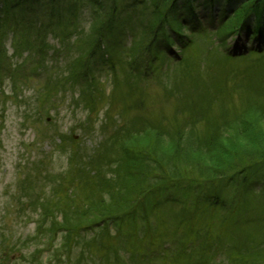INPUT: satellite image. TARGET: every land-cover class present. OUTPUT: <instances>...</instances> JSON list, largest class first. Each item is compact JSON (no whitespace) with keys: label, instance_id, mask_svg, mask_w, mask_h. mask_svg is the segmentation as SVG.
Segmentation results:
<instances>
[{"label":"rangeland","instance_id":"obj_1","mask_svg":"<svg viewBox=\"0 0 264 264\" xmlns=\"http://www.w3.org/2000/svg\"><path fill=\"white\" fill-rule=\"evenodd\" d=\"M212 36L213 34L208 33L195 34L192 44L183 49L179 62L174 60L176 64H172L163 58V63L160 61L153 64L152 72L149 69L143 70L146 78L140 81V77V82L130 77L129 70L124 65L125 50H121L119 46L118 52L111 55L115 63V87L112 86L111 74L107 80L102 70L94 73V85L91 82L89 87L82 79H78L81 74L76 48L72 55L75 59L74 72L69 75L70 78L78 79V83H74L67 73L65 78L67 83L83 87H75L78 95L81 91L84 94L77 99V106L69 94L66 98L57 99L43 93L41 90L44 89V74H32L29 78L26 77L25 85L21 82L20 86L18 79L22 76L16 77L14 89L17 87V98L13 97L10 90L13 83L7 76L5 75L3 81L0 80L1 92L5 93L6 100L5 103H0V110L3 111L0 112V264H88L86 259L90 254L82 253L79 248L67 250L64 246V235L67 234L59 229L65 219L64 211L70 209V202H78V198H83L82 192H74V186L77 187V181L85 179L86 174L83 172L76 179L75 169L72 174L67 173L68 157L62 152L70 153V150H66V141H69L70 136L77 141V146L84 145L82 151L88 153L98 143L99 148L102 146L100 130L110 120L120 119L123 126L129 125L128 119L136 120L133 123L134 130H140L144 126L162 129L165 122L185 124V135L194 133L203 138L201 144L191 147L195 149V153L211 148L210 140L213 138L216 141L221 136L219 132L237 123L240 115L241 118L258 116L264 120V57L230 56L224 53L222 46L219 47L225 38L230 37V33L227 35L222 30L216 39ZM116 42L119 43L117 40ZM123 42H126L125 45ZM128 42V37L124 38L120 45L129 46ZM245 42L240 37L230 43V48L235 53L240 52ZM49 45L55 50H62L56 42L51 41ZM173 51L176 55H181L178 49L173 48ZM10 54L9 50L8 55ZM99 67L103 69L101 63ZM14 71L15 74L18 72L15 69ZM0 76L3 77L2 74ZM98 78L101 79L100 82ZM132 86L137 91L130 92ZM209 99L212 101H208ZM37 107L42 112L39 120L35 113ZM181 110L185 115L189 113L193 116L196 122L192 127L188 126L190 120L181 115ZM262 120L260 123L264 125ZM194 138L196 137L188 139L191 141ZM179 142L181 145L184 140ZM247 144L250 146V143ZM262 145L263 137L255 140V147L247 149L249 156L253 152L254 158L262 160ZM113 150L107 149L111 154ZM107 159H102L103 166ZM244 161L243 158L238 159L236 165H242ZM214 164L227 169L229 173L234 162L221 160ZM212 167L210 165V170H213ZM108 169L110 165L104 167V170ZM210 170L203 168L198 171L197 176L200 178L204 174L209 175ZM236 178L241 179L239 175ZM69 180L72 181V186L67 182ZM202 184L204 183L189 189V184L170 187L154 196L152 201L159 205L154 209V214L149 216L150 228L139 220L135 221L139 234L148 228V234L155 235L164 242L163 247H167L176 237L180 239L184 225L177 228L174 217L183 209L196 207L194 200H200L207 191ZM229 187L224 188V192L229 193ZM224 197L228 202V198ZM248 200L250 202L246 201L245 207L239 208L238 219L248 216L249 211L254 216L257 211L255 207H259L264 214V195L253 193ZM225 212L216 213L220 216L213 219L215 228ZM122 226V230L129 228L126 235L124 232L127 240L124 243L127 251L124 253L126 256H123L124 261L128 264H139L134 257L129 256L130 246L135 244L131 236L134 233L133 225L123 222ZM75 239L81 244V237ZM166 260L161 258L157 263L165 264ZM93 264L99 263L95 260Z\"/></svg>","mask_w":264,"mask_h":264},{"label":"trees","instance_id":"obj_2","mask_svg":"<svg viewBox=\"0 0 264 264\" xmlns=\"http://www.w3.org/2000/svg\"><path fill=\"white\" fill-rule=\"evenodd\" d=\"M193 1L0 0V74L9 71L14 73L12 65L15 64H19L17 71L31 64L46 72V57L36 58L40 59L38 65L34 53L29 51L38 47L45 48L48 36L59 39L61 45L65 43L69 48H74L78 41H84L92 54L101 47L103 39H108L115 30L114 33L118 30L121 33L129 32L139 39L143 32L142 39L140 42L138 39L132 50L141 55L148 44L150 46L154 43L156 34L161 33L160 41L180 43L183 52L192 44L193 36L201 31H197L200 24L209 29L204 31L211 33L213 31L210 30L220 27L227 35L244 32L248 36V44L259 39L262 41L260 46L246 48L243 57H264V0H243L244 3L239 0H203V5L199 6L194 5ZM216 5L226 7L220 11L218 22H213L210 8ZM86 9L88 12L85 17L83 12ZM140 13L143 18H139ZM199 14L205 23L199 21ZM135 17L139 20L131 28L135 25L132 23ZM87 19H90V23L85 32ZM119 20L122 23L118 24ZM8 42L18 59L14 63L7 56ZM71 52L67 49V57ZM129 66L133 68L131 64ZM53 68L50 64L49 69ZM57 85L53 84L48 91L51 92ZM135 89L132 86L131 90ZM181 111L184 116L185 112ZM241 116L237 123L220 131L221 136L216 141L213 138L210 140L211 148L195 152L198 154L193 153L195 149L191 147L201 144L203 138L194 133L185 135V124H174L162 129L149 126L140 130L120 128L114 134L113 144L103 148V151L107 148L115 149L113 154L103 156L108 158L106 163L103 162L104 166L103 158H99L101 172H104H100V177L93 176L90 183L86 181V176L83 181L79 180L76 191L82 192L83 198H78V202H70L69 206L73 210L64 213L65 219L59 229L66 230L67 239L70 240L74 233L78 234L88 228L95 229L100 224L106 225L108 221H118L120 228L124 220L134 227L138 220L148 225L149 216L158 206L152 201L154 196L170 187L190 183L196 188L203 182L202 186L207 191L200 200L195 199L196 207L182 210L174 217L177 228L184 226L179 243H171L167 247L171 254H166L168 258H165V264H264V214L259 207H255L256 216H252L249 211L248 216L238 219L239 208L245 207L248 197L253 193L264 195V158H254L253 152L250 153L253 156L251 158L247 152L248 148L253 149L255 140L264 138V125L258 116ZM185 117L190 120L188 126L192 127L196 122L193 116L186 113ZM194 136L196 138L189 141L188 138ZM180 140H184L182 146L178 144ZM260 147L264 153V145ZM241 158L245 160L244 163L236 165ZM221 160L234 162L229 173L227 169L214 164ZM92 163L90 168H94L96 173L97 163ZM108 165L110 176L104 170ZM210 165L213 170H210ZM203 168L210 170L209 175L204 174V177L199 178L198 171ZM238 175L240 180L236 178ZM212 180L216 182L208 185ZM228 185L229 193L222 190ZM218 211L226 212L215 228L213 219L220 216L216 214ZM145 237L146 233H138L135 241L139 242ZM220 257L221 260H217Z\"/></svg>","mask_w":264,"mask_h":264}]
</instances>
